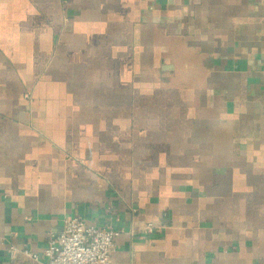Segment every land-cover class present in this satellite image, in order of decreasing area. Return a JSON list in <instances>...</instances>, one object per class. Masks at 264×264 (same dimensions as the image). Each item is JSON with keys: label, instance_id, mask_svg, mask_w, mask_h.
Here are the masks:
<instances>
[{"label": "crops", "instance_id": "1", "mask_svg": "<svg viewBox=\"0 0 264 264\" xmlns=\"http://www.w3.org/2000/svg\"><path fill=\"white\" fill-rule=\"evenodd\" d=\"M70 216L111 264H264V0H0V264Z\"/></svg>", "mask_w": 264, "mask_h": 264}, {"label": "built area", "instance_id": "2", "mask_svg": "<svg viewBox=\"0 0 264 264\" xmlns=\"http://www.w3.org/2000/svg\"><path fill=\"white\" fill-rule=\"evenodd\" d=\"M154 230L153 224L145 226L146 232ZM119 231L86 225L82 217L70 216L63 220L59 231L50 232L43 254L47 257L44 264H111V253ZM10 256L16 253L9 249ZM22 253L37 259L34 253Z\"/></svg>", "mask_w": 264, "mask_h": 264}]
</instances>
